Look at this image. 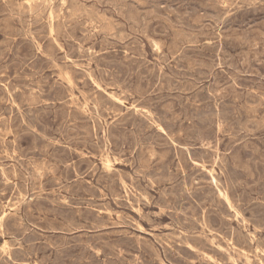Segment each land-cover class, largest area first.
<instances>
[{
	"label": "rangeland",
	"instance_id": "374dc122",
	"mask_svg": "<svg viewBox=\"0 0 264 264\" xmlns=\"http://www.w3.org/2000/svg\"><path fill=\"white\" fill-rule=\"evenodd\" d=\"M0 264H264V0H0Z\"/></svg>",
	"mask_w": 264,
	"mask_h": 264
},
{
	"label": "bare ground",
	"instance_id": "6f19581e",
	"mask_svg": "<svg viewBox=\"0 0 264 264\" xmlns=\"http://www.w3.org/2000/svg\"><path fill=\"white\" fill-rule=\"evenodd\" d=\"M256 1V0H255ZM63 2V1H62ZM230 6V5H229ZM67 10V9H66ZM35 16V15H34ZM50 26V25H49ZM118 27V26H117ZM35 45V44H34ZM41 45V44H40ZM83 45V44H82ZM40 48V47H39ZM79 52V51H78ZM217 54V53H216ZM46 56V55H45ZM91 58V57H90ZM62 67V66H61ZM59 71V70H58ZM161 72V71H160ZM63 75V74H62ZM89 75V74H88ZM91 75V74H90ZM14 77V76H13ZM172 78V77H171ZM98 86V85H97ZM71 93V92H70ZM112 95V94H111ZM212 95V94H211ZM84 98V97H83ZM118 100V99H117ZM19 111V110H18ZM149 113V112H148ZM104 136V134H103ZM4 143V142H3ZM104 163V162H103ZM112 163V162H111ZM183 170V169H182ZM15 174V173H14ZM77 175V174H76ZM120 176V175H119ZM120 179V178H119ZM122 181V180H121ZM215 186V185H214ZM226 194V193H225ZM21 196V195H20ZM141 197V196H140ZM24 198V197H23ZM14 203V202H13ZM21 203V202H20ZM17 209V208H16ZM204 212V211H203ZM205 227V226H204ZM219 236V235H218ZM174 237V236H173ZM221 238V237H220ZM169 240V239H168ZM169 242V241H168ZM189 245V244H188ZM190 246V245H189ZM198 254V253H197ZM257 257V256H256ZM160 259V258H159ZM158 259V260H159ZM162 261V260H161ZM233 262V261H232Z\"/></svg>",
	"mask_w": 264,
	"mask_h": 264
}]
</instances>
